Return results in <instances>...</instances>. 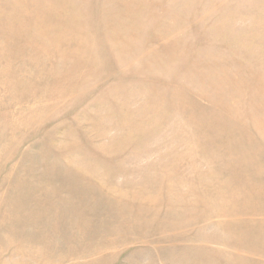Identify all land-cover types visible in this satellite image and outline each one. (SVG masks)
I'll use <instances>...</instances> for the list:
<instances>
[{
	"label": "rangeland",
	"instance_id": "374dc122",
	"mask_svg": "<svg viewBox=\"0 0 264 264\" xmlns=\"http://www.w3.org/2000/svg\"><path fill=\"white\" fill-rule=\"evenodd\" d=\"M0 264H264V0H0Z\"/></svg>",
	"mask_w": 264,
	"mask_h": 264
}]
</instances>
